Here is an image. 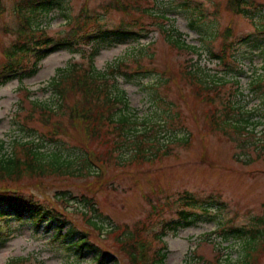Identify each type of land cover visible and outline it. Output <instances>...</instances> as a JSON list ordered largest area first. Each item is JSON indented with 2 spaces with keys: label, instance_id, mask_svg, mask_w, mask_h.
Returning <instances> with one entry per match:
<instances>
[{
  "label": "rangeland",
  "instance_id": "obj_1",
  "mask_svg": "<svg viewBox=\"0 0 264 264\" xmlns=\"http://www.w3.org/2000/svg\"><path fill=\"white\" fill-rule=\"evenodd\" d=\"M1 1L4 9L0 25L6 22L13 28L18 27L16 0ZM87 1L93 11H100V3L112 0H62L61 7L37 14L35 21L52 33L60 34L65 29L66 19L77 13ZM158 1L157 11L170 18L168 27L177 29L183 40L194 48L178 46L182 51L173 49L161 32L162 26L154 24L149 34L140 40L93 43L80 45L78 51L63 49L53 52L39 63L36 74L22 82L13 79L0 87L2 154H12L15 139L32 138L40 139L42 150L66 154L77 167L74 176L54 179L52 175H45L46 186H39L33 175L16 182V185L22 186L26 192L36 191L38 197L49 196L58 190H68L76 197H88L95 202L93 207L87 203L88 216L94 214L105 226L117 227L124 241L129 240L128 231L136 229L138 223L139 239L144 233L145 240L152 242V251L160 248L154 238L164 224L178 220L176 211L181 203L180 197L189 192L197 199L193 202L197 221L178 230L164 227L167 230L163 238L166 242L165 264H206L207 259H215L218 254L232 262L244 259L241 237L226 233L232 232V225L235 230L239 227L250 229L252 225L264 231V0H248L240 14L226 9V0ZM117 17L116 12L109 13L106 20L114 24ZM228 26L232 27V35L228 38L230 56L219 63L213 52L220 50L221 33ZM13 38L15 35L0 30V70L5 62L3 47ZM92 53L100 69L119 60L133 63L136 59L158 69V72L139 79L119 77V87L128 99V113L133 121H137L132 126L137 129L124 134L125 146L112 150L113 156L99 177H95L98 168L91 164L88 169L83 158L86 151L81 126L72 128L68 135L52 139L41 136V131L45 132L46 128L41 127L36 119L25 117L27 113L38 117L35 100L52 102L49 83L58 69L73 61L88 60ZM188 60H192L202 81L190 83L179 72L177 67L184 68ZM219 77L239 80L230 84L233 88L235 84L241 85V94L235 96V101L234 98L230 101L234 95L227 96L223 90V97H215V103L222 120L232 123L234 117L242 115L253 120L242 132L232 125L208 132L202 126L203 112L211 104L203 98L198 99L193 88L205 84L212 86ZM232 104L239 106L228 111L226 107ZM240 106L243 110H237ZM58 117L69 123L67 116L50 120ZM150 125L153 128L149 129ZM140 140H143L141 144L146 156L161 151L164 153L162 159L153 162L133 160L134 153L141 151L138 147ZM87 145H91L92 151L100 150L104 157L111 149V146L93 142ZM89 171L91 174H86ZM255 217L260 220L255 221ZM71 219L73 232L89 231L93 242L107 248L120 264L127 263L128 255L117 251L116 233L101 235L100 230L92 228L79 212L71 213ZM44 224L36 229L32 218H11L5 224L11 234L5 246L0 248V264H21L22 259V264H93L90 255L77 259L71 252H66L65 239H53L51 232L44 230ZM124 224L128 225L127 230ZM223 236L230 238L224 241ZM249 254L251 264H264V238L251 244Z\"/></svg>",
  "mask_w": 264,
  "mask_h": 264
},
{
  "label": "trees",
  "instance_id": "obj_2",
  "mask_svg": "<svg viewBox=\"0 0 264 264\" xmlns=\"http://www.w3.org/2000/svg\"><path fill=\"white\" fill-rule=\"evenodd\" d=\"M236 1L240 6H242L243 2H245L244 4L248 3V0ZM149 4L150 0L111 1L105 5L106 10L108 11L110 8L115 9V12L118 14V19L116 23L111 24L110 22L109 25H107L104 19L90 12L88 9V2H85L80 12L73 17V21L69 22V29L66 25L62 33L54 34L50 32L49 28L41 27L40 23L35 21V18L39 13L48 12L54 7H61L62 0L16 1L15 7L18 11L21 10L18 15L19 26L9 30L11 34H16V38L3 48L6 61L0 72L8 73L9 75L0 81V86L6 84L11 79L17 78L22 82L24 78L36 74L40 68L39 62L52 52L64 48L73 49L78 39L77 36L82 34L91 22L98 25V29L94 32L93 39L101 42H109L110 44L123 43L128 40H139L147 36L145 31L149 30L148 27L153 24L152 21L157 20V15L155 13L156 9L153 7L152 11ZM230 5L233 6L235 4L231 3ZM36 11L37 13H35ZM157 13L159 12L157 11ZM164 32L173 47L194 48L193 46H189L186 41L183 40L182 34L174 28H164ZM172 32L178 36L175 37ZM259 39L263 40V37H259ZM262 40L260 42H262ZM225 52L226 50L222 51L218 56ZM126 62L121 60L116 61L100 69L98 65H96L94 58L90 57L89 60H83L82 62L73 61L66 67L58 69L57 75L54 76L49 83L50 89L53 92L52 102H38L35 100L34 109L39 112L38 117L30 113H27L25 117L31 120L36 119L41 127L46 128V131H41V133L37 129L41 136L52 139H57V137L61 135H68L71 133L72 128L77 129L81 126L84 132L82 136V144L84 147L90 142L101 141L106 137L112 138L111 133L121 135L126 130L131 131L134 128L137 129V127L132 126L136 124L137 121L131 119L132 115L130 112L128 113L127 103H125L124 108L121 107L107 111L112 104L118 102V100L123 101L125 99V92L119 88L118 76L122 74L129 80L133 78L139 79L144 76L143 74L133 73H138L140 70L144 69L130 71L128 68L129 65ZM154 70H156V67ZM179 70L184 77L187 76V70ZM190 77L194 80L198 79L202 81L199 76L190 74ZM205 86L206 87L201 86V90L204 91L199 93V99L205 98V102L213 104L212 108L208 110L210 113L205 111L206 127L212 131L216 128L219 130L224 126L232 125V127H235L238 131L242 132L246 130L247 124L249 126L253 120L244 115L234 117L232 123L228 122L226 119L222 120L218 113V107H215L217 106L215 97L211 93L213 88L208 84H205ZM27 92H29V90H27ZM217 96H220V94ZM233 98L235 101V96ZM238 106L239 104L236 106L232 104L228 105L226 109L228 111L234 110V108ZM34 109L33 111H35ZM241 109L243 110L242 106L237 110ZM56 116H67L69 118V123L67 124L63 118L60 117L50 120L53 117L56 118ZM217 118L219 119L217 120ZM257 122L258 121H254V123ZM140 123L144 124V122ZM146 123L149 122L146 121ZM128 125L130 126L128 127ZM151 128H153V125H150L149 129ZM254 128L255 126L253 129ZM39 140L37 141L34 138L30 140L15 139L13 141L12 154H7V156L2 154L4 143H0V218L5 221L13 217L17 219H22L24 217L32 218L36 229L40 227L39 225L45 223L43 226L48 230L47 232H51L52 237H56L58 240L65 239V251L68 253L71 252L75 258L90 255L93 264H120L118 259L115 258L107 248L100 247L91 240V233L89 231L83 230L78 231V233H76V231L73 232L74 222L71 217L65 209L60 207L50 196L38 197L36 191L30 190L26 192L22 186L16 185V182L23 181V179L33 177L34 175L37 185L46 186V182L44 181L46 178L45 175L59 177L66 174L72 175L77 171V167L74 166L75 162L66 154L60 151L48 152L42 150L43 143ZM142 141L143 140H140L138 143V147H141V151L138 153L144 152L143 145L141 144ZM89 156V152L88 155L87 153L83 154V158L88 164L87 168L91 169L89 162L95 165L96 161L92 159L91 162ZM86 174H89V172ZM181 201L182 208L179 207L177 211L178 220L169 223V226L176 230L180 227L185 228L190 226L197 221V213L188 210L191 208L192 202H196L195 197L186 194L182 197ZM93 203L92 205H94ZM88 222H90L92 228L103 227V229H105L97 220H88ZM124 225L127 230L128 225ZM139 226L140 225L137 223L136 229L128 231L127 235L129 240L126 241H124L117 232V227L110 231L116 233L117 251H123L128 255V261L125 264L145 263L146 242H144L142 237L139 239ZM231 228L233 229L232 232L226 234H232L234 237H236V235L241 237L240 240L244 243L245 248V258L233 262L230 259H222V261L220 256L217 255L215 259L207 260L206 264H251L249 259L251 244L254 243L255 240L261 239V237L264 238V231L260 228L252 227V225H250V229L244 227L235 230L233 225ZM165 232L164 230L161 233V238ZM70 237H72L71 241L68 240ZM9 238L10 232L4 235L0 234V248L5 246ZM229 238L228 236H223L224 241ZM165 258V252L158 254L154 263L165 264Z\"/></svg>",
  "mask_w": 264,
  "mask_h": 264
}]
</instances>
